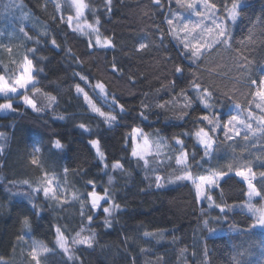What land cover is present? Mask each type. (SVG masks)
<instances>
[{"label":"trees","instance_id":"trees-1","mask_svg":"<svg viewBox=\"0 0 264 264\" xmlns=\"http://www.w3.org/2000/svg\"><path fill=\"white\" fill-rule=\"evenodd\" d=\"M208 2L216 4L217 15L226 14L224 5L231 6L230 0ZM85 3V20L95 24L98 19L100 34L112 40V47H89L87 38L69 27L60 0H0V74L11 82L22 71L25 56L36 69H43L34 73L40 91L27 90L41 111L21 104L15 113H0V264H36L34 241L46 249H36L39 264H264V229L251 228L255 218L243 207L246 185L234 175L251 167L257 188L264 181L260 176L264 172V106L257 107L264 102L255 95L264 78V0H241L230 46L215 45L195 63L180 55L181 45L167 20L173 19L176 28L199 25L191 36L208 26L185 15L182 21L187 6L181 7L176 0ZM206 36L207 32L202 36L205 41ZM52 39L58 47L51 45ZM141 43L147 47L140 49ZM33 48L35 54L29 51ZM177 64L184 68L182 75L175 73ZM75 73L86 76L87 82ZM252 80L257 83L253 85ZM191 81L213 91L211 108L203 109ZM97 82L127 109L112 128L100 123L83 94L75 90L79 83L107 111L93 91ZM181 89L191 99V107H185ZM48 96L56 97L54 104L50 105ZM165 102L164 109L157 107ZM142 111L147 119L140 117ZM205 113H226L222 124L230 115L238 117L227 136L222 129L210 132L215 141L210 160H202V155L189 163L194 176L206 175L208 169L227 173L219 187L209 192L212 207L195 199L191 181L175 178L182 174L181 166L175 164L174 157L180 154L175 138L183 140L185 149L192 148L194 139L182 134L201 127L208 130L207 122L199 121ZM80 123L88 125L92 135L82 134ZM137 127L154 142L164 140L159 149L154 143L147 165L131 156L130 135ZM57 138L66 145L64 150L54 148L52 141ZM96 138L106 153L107 169L89 143ZM115 161L123 164V170H112ZM156 176L163 178L161 188L156 187ZM46 177L52 180L55 198L32 191L46 183ZM90 180L98 194L107 189L109 199L119 205L110 217L102 209L90 208L86 199L93 190ZM252 202L264 205L259 198ZM216 204L226 206V222ZM89 215L93 216L90 223ZM106 218L109 225L104 224ZM204 219L212 220L208 227L216 229L214 233L208 232ZM57 228L68 239L67 252L57 243ZM82 228V236L95 233L91 246L72 242Z\"/></svg>","mask_w":264,"mask_h":264},{"label":"snow or ice","instance_id":"snow-or-ice-1","mask_svg":"<svg viewBox=\"0 0 264 264\" xmlns=\"http://www.w3.org/2000/svg\"><path fill=\"white\" fill-rule=\"evenodd\" d=\"M159 2L160 0H154V3L156 4H159ZM199 2L200 0H176V3L181 7L187 6L188 8L191 9H195L197 3ZM73 3L76 6L77 18L82 17L84 14V9L88 7V5L85 3V0H73ZM203 3L205 5V8L216 9L215 3L209 4L208 0H203ZM230 3H231L230 8H228L227 5H224V9L226 12L225 19L229 20L231 23H235L240 15V9L242 8V3L241 0H230ZM110 4H111V0H107V5ZM59 7L60 5H57V8ZM199 14L200 13L197 12V15ZM72 20L73 17L69 16L68 17L69 27H72ZM167 23L170 26L173 35L176 37L177 41L181 45L180 55L185 59H189L193 63L199 61L201 57L204 55V53L215 45H223L225 47L230 46L231 32L229 26L228 24L225 23L224 20H219L218 17H214L212 20L214 27L200 29V33L198 36H191V33L195 31L196 28H199V25H195L192 28H189L188 24H184L182 28H176L173 27L174 24L173 19H168ZM98 25H99V20L97 19L95 22V26L85 22L84 25L77 24L73 28V31H79L82 34L89 36L95 35L96 47L99 48L112 47L113 46L112 40L107 37L102 38L99 32ZM85 28L90 29V31L85 32L84 31ZM205 32H207L208 34V39L206 41L202 39V36ZM180 33H183V35H180ZM190 36L191 39H189ZM29 39H31V37H29ZM194 40L197 42L193 43ZM36 43L39 44V41H36ZM51 45L53 47H58L55 39L51 40ZM89 47H93V43L91 40L89 41ZM145 47H147L146 44L141 43L139 45L140 49H144ZM29 51L32 54H35L36 49L33 48L30 49ZM116 70H117L116 65L113 64V71L115 72ZM37 71H43V69H36L33 65L32 59H29L27 56H25L23 63V71H21L15 79L11 80L10 82L8 79H6L4 75H0V96H2L5 99L4 103H0V113L3 112L15 113L17 112L21 104L23 106H26L27 108H31L35 112L41 111V109L37 107V104L35 103L34 99L27 94V90L29 89L34 93H38L40 91V89L36 87V81L34 79V73ZM175 73L182 75L184 73V68L181 65L177 64L175 66ZM74 75L78 76L80 81L87 82L86 76L81 75L79 73H75ZM251 83L255 85L257 81L252 80ZM190 84L192 90L198 93L197 98L202 103L203 109L211 108L212 107L211 101L214 95L213 91H211L207 87L202 88L201 84L196 81H191ZM92 87H93V91H96L97 96L103 100L104 105L107 107V111L102 110L101 107H98L97 104L93 102L88 92H86L84 88L80 86L79 83L75 85V90L77 94H83L84 101L91 109V112L95 113L99 118H101L100 123L107 125L109 128L117 126L119 124L120 119H122L123 116L127 114V109L125 108L124 104L120 103L119 100L114 95L108 93L106 90V86L102 82H97ZM110 95H111V99H109ZM180 95L183 96L186 102L185 107H191L192 101L188 97L187 92L184 89H181ZM255 95L260 98L261 102H264V78H261L259 80V90L255 93ZM17 96L20 97V102L14 105L13 100ZM48 100L50 102V105H52L55 103L56 97L48 96ZM262 106L264 105L262 104L257 105L258 108ZM142 107L147 109L149 105L142 104ZM157 107L164 109L166 107V102L158 104ZM139 115L141 118L147 119L143 111L140 112ZM184 115H187V113H184ZM225 115L227 114L218 113L210 116L205 113L199 117V121H206L207 125L210 126L208 130H206L205 127H201L194 133L198 145L201 146L203 149L202 160L204 161L210 160L213 157L215 141L213 139V136L210 135V132L216 133L222 129L227 136L229 129L233 125V122L238 120V117L236 115H230L229 118L222 124L221 121L224 119ZM58 119L64 120L65 117L60 116L58 117ZM181 119H183V117H181ZM261 119H264V117H261ZM77 127L79 130H81L82 134L87 133L89 135H92V129L85 123H80ZM97 127H99V124L97 125ZM246 127L250 128L251 126L246 125ZM236 134L239 135L238 132ZM182 135L187 136L189 135V133H183ZM138 138H142L140 143H137ZM131 140L134 144V147L131 152V156L133 158L138 159L139 161H143L145 165L148 164L147 157L152 154L153 143H155L157 149H159L160 145L164 143V140L162 139L157 140L155 142L150 141L149 136L145 134L142 129L139 128L132 129ZM52 143L54 145V148L58 150H64L66 147V145H64L61 139L59 138L52 141ZM89 143L93 148H95L97 158L101 163V165L105 169H107L108 167L107 157H106V153L101 149L100 139L99 138L90 139ZM175 144L180 147V154L175 155L174 157L175 164L177 166H181L179 170L182 173L181 175H177L175 177L176 180L191 181V183L194 185L195 199L200 202H203L204 200H208L209 202H212L213 197L208 194V191H206L205 186H207L209 190L219 187V182L224 178L225 175H227V173L223 171L218 172L213 169H208L206 175L194 176L192 171L190 170L191 165L189 164V154L184 147L183 140L180 139L179 137H176ZM36 152H40V149L36 148ZM191 159L195 161V153L192 154ZM32 163L36 164L37 160L33 158ZM196 166L200 167L201 164L198 162ZM123 167L124 166L122 163H120V161H115L111 164V168L113 171L123 170ZM65 171H67V169ZM229 171H231V165L229 166ZM234 175L242 178V180L246 182L247 185L246 196L248 199L243 207H246L248 212L251 213V216L255 218L254 223L251 225V228L255 229L259 227L261 229H264V205L257 207L252 202L254 198H259L260 200H264V181H262L261 187L257 188L256 184L254 183V180L256 178V173L253 171L251 167L237 170L235 171ZM260 176L264 178V172H261ZM162 179L163 178L161 176L155 177L157 188H161L163 186L161 183ZM24 183L28 184L27 181H25ZM112 183L113 180L111 177H109L108 184L111 185ZM88 184L91 185L93 188V190L87 193L86 196V199H90V208L92 210H100L102 208V212L106 215V217H110L114 210L119 209V205L115 204L113 201L109 199L110 193L107 189L104 190L103 195H100L95 191V184L93 181L91 180L88 181ZM51 185H52V180L47 179L46 177V183H43L41 187L32 189V191L36 192L37 194H39L42 191L43 195L46 198H49L51 193V198H55L56 194L55 192H53ZM28 187L31 188V184H28ZM101 201H104L105 203H110L111 207H102ZM31 207L33 212L35 213L36 205L32 204ZM215 207L219 210V214H222L224 218V222H226L227 221L226 206L221 204H216ZM204 215L207 214L205 213ZM87 219L90 223L93 220V216L89 215ZM216 222L219 223L220 219L218 218ZM210 223H212L211 219L203 220V224L206 228H208V232L214 233L216 229L208 227ZM23 224L25 228H28L29 221L27 218H25ZM104 224L109 225L110 224L109 219L106 218L104 220ZM83 231L84 229L82 228L81 232H77L76 236L73 237L72 242L75 244L91 246L95 233H91V235L89 236H82L81 233ZM56 232H57V243L61 248H63L67 252L68 251L67 237L64 236L60 228H57ZM36 249H44V245L38 241L33 242L32 259L36 261V264H39V259L36 255Z\"/></svg>","mask_w":264,"mask_h":264},{"label":"rangeland","instance_id":"rangeland-1","mask_svg":"<svg viewBox=\"0 0 264 264\" xmlns=\"http://www.w3.org/2000/svg\"><path fill=\"white\" fill-rule=\"evenodd\" d=\"M60 3L65 7V14H66V16H67V19H68V17L69 16H71V17H73V20H72V28H74L77 24H80V25H84L85 24V22H87L86 20H85V18H84V14H83V16L82 17H79V18H77V15H76V6H75V4L73 3V0H60ZM209 3V2H208ZM210 4V3H209ZM231 7V6H230ZM230 7H228V8H230ZM59 10V9H58ZM217 9H210V8H205V5H204V3H203V0H200V2L199 3H197V5H196V8L195 9H191V8H188L187 7V11L186 12H184V13H182V21H184V15L186 16V18L185 19H190V21H201L202 23H204L205 25H207L208 27H202L201 26V28L202 29H206V28H212V27H214V25H213V23H212V20H213V18L214 17H218L219 18V20H224L225 21V23L226 24H228V26H229V29L231 30L232 28H233V26L235 25V23H231L229 20H226L225 19V16H226V14L225 15H222V14H218L217 15ZM84 12H85V9H84ZM197 12H199L200 14L199 15H197ZM187 16H189L188 18H187ZM237 21V20H236ZM219 22V21H218ZM88 23V22H87ZM88 24H90V23H88ZM92 25H94L95 26V24H92ZM84 31L85 32H88V31H90V29H88V28H85L84 29ZM78 33H80L81 35H84V34H82L81 32H79V31H77ZM86 38H87V40H88V42L91 40L92 41V43H93V46H95V35H91V36H89V35H84ZM103 38V37H102ZM205 38H208L207 36L205 37ZM96 47V46H95ZM22 71H23V69H22ZM0 75H2V74H0ZM35 79V78H34ZM14 101H20V97L19 96H17L14 100H13V102ZM5 102V100H2L0 103H4ZM3 113H5V112H3ZM248 116L250 117V118H255L251 113H248ZM258 123H262V120H259V119H255ZM138 128V127H137ZM144 132V131H143ZM145 133V132H144ZM195 133V132H194ZM194 133H191V134H189V135H187L186 137H189V136H191L193 139H194V146L192 147V148H188V149H186L187 150V152H188V154H189V163L190 162H193V160L191 159V156H192V154L193 153H195V160H197V159H199L202 155H203V149H202V147L201 146H199L198 145V143H197V141H196V138H195V136H194ZM146 134V133H145ZM132 136V133H131V135H130V137ZM150 138V137H149ZM141 140H142V138H138V140H137V143H140L141 142ZM150 141H152V142H154L151 138H150ZM131 146V151H132V149H133V147H134V144H133V142H132V145H130ZM153 147H155V145H154V143H153ZM152 150H153V148H152ZM238 178H240V177H238ZM241 180H242V178H240ZM243 181V180H242ZM244 182V181H243ZM245 183V185H246V182H244ZM192 187L194 188V185L192 184ZM205 188H206V191H208V194H209V192L212 190H209L208 189V187L207 186H205ZM246 193H247V185H246ZM247 196H246V200H245V204H246V201H247ZM204 201H207V202H209L208 200H204ZM101 204H102V207H111V204L110 203H105L104 201H101ZM244 204V205H245ZM211 205V206H210ZM212 202H209V206L210 207H212ZM246 210H247V208L246 207H244ZM102 209V208H101ZM96 211V210H95Z\"/></svg>","mask_w":264,"mask_h":264}]
</instances>
